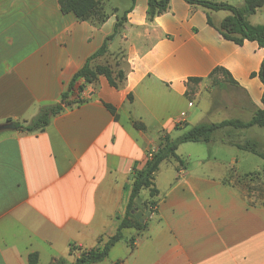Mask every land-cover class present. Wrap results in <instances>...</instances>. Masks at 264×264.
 Returning a JSON list of instances; mask_svg holds the SVG:
<instances>
[{
  "label": "crops",
  "instance_id": "obj_1",
  "mask_svg": "<svg viewBox=\"0 0 264 264\" xmlns=\"http://www.w3.org/2000/svg\"><path fill=\"white\" fill-rule=\"evenodd\" d=\"M111 2L102 0V21H80L63 14L58 0H0V125L15 123L0 132V264H29L33 254L36 264H73L116 233L133 170L164 135L245 123L263 109L264 49L220 34L229 13L169 0L149 21L146 0ZM124 15L107 53L91 62L122 70L124 81L114 88L100 76L43 130H17L41 106L61 102ZM216 68L228 72L234 83L226 84L242 100L227 107L203 95ZM176 155L155 174L171 162L170 177L154 181L153 211L141 193L135 200L144 230H123L97 264H264V127H225L209 143L179 145Z\"/></svg>",
  "mask_w": 264,
  "mask_h": 264
},
{
  "label": "trees",
  "instance_id": "obj_2",
  "mask_svg": "<svg viewBox=\"0 0 264 264\" xmlns=\"http://www.w3.org/2000/svg\"><path fill=\"white\" fill-rule=\"evenodd\" d=\"M146 2V14L149 21H152L156 16L163 14L168 9L169 0H146ZM185 2L213 12H228L229 15L225 17L219 25L218 31L220 34L226 40L238 46L243 45L245 41H249L256 42L260 48L264 49V25H251L248 21L250 16L255 15L256 12L264 6V0H245L242 7H235L210 0H185ZM58 4L63 14L72 13L80 21H87L92 18L102 21L105 18V16L101 14L102 0H58ZM124 20L125 15L116 24L114 34L104 41L100 49L90 56L85 65L72 77L67 90L61 95V102L59 104L41 106L34 119L25 123H16L17 130L25 132L43 130L48 125L50 119L59 114L64 107L79 103V94L83 92L86 86L94 85L100 76L105 77L110 86L114 88H117L124 81L125 74L122 70L115 71L110 65H91L94 59L102 57L107 53L108 43L115 35L119 34ZM209 24H211L210 21ZM217 72H220L226 77L228 82L234 83L228 72L222 68H216L210 74L209 78L211 79V76ZM257 75L264 86V60L262 61L260 71ZM80 80H82L83 83L78 85ZM190 81L198 83L200 79H191ZM74 92L78 93V97L76 99H71ZM261 102L263 109L256 111L248 122L243 123L238 120H226L220 123L199 124L189 128L185 127L181 135L177 138L164 135L160 139L157 149L153 152L152 156L147 159L144 167L140 170L135 168L133 170L131 175L132 185L126 212L124 217L117 218L119 220V225L116 233L102 246L89 251H83L73 264H97L102 262L107 258L111 247L123 240V230L134 229L137 232L144 230V223H140L139 220L135 219V200L139 197L141 191L147 190L149 199L144 206L147 207L146 209L155 206L156 202L154 199L158 194L154 184L155 174L164 161L170 159L178 160L176 150L179 145L185 143H209L212 140L214 132L225 127H232L234 129H248L255 126L264 127V92ZM136 127L143 128L141 125L137 124ZM175 129L179 130V125H176ZM243 149L259 155L250 145L243 147ZM149 212L151 213L152 211L149 210ZM130 240L133 242L134 238ZM99 242H101V240ZM73 249L74 247L71 246L70 250L73 251ZM36 263L37 255H30L29 264ZM51 264H63V261L56 260L52 261Z\"/></svg>",
  "mask_w": 264,
  "mask_h": 264
},
{
  "label": "rangeland",
  "instance_id": "obj_3",
  "mask_svg": "<svg viewBox=\"0 0 264 264\" xmlns=\"http://www.w3.org/2000/svg\"><path fill=\"white\" fill-rule=\"evenodd\" d=\"M112 4L117 3V0H111ZM217 3H225L235 7H242L245 0H210ZM219 16H227L228 12L220 11L218 12ZM249 23L252 25H263L264 24V6L256 12L255 15L249 17ZM119 56V55H118ZM121 63V62H120ZM226 77H224L220 72L214 73L211 76L210 83L208 82L207 86L202 91L203 95H206L213 103L223 102V105L229 107L230 102H235V100H242L240 94L234 91L232 88L229 87ZM190 100H192L190 98ZM201 105L205 103H200ZM234 105V104H233ZM232 106V105H231ZM227 113L232 112V108L225 109ZM171 161V159H170ZM167 161L161 168L160 174L155 175L154 181L158 182L161 186V182H165L170 177L171 168ZM175 163V162H173ZM158 174V171L156 172ZM141 199L147 200L149 199L148 193L146 190L141 191ZM144 202V204L146 203ZM144 208H147L144 206ZM150 211H153V208L148 207Z\"/></svg>",
  "mask_w": 264,
  "mask_h": 264
},
{
  "label": "water",
  "instance_id": "obj_4",
  "mask_svg": "<svg viewBox=\"0 0 264 264\" xmlns=\"http://www.w3.org/2000/svg\"><path fill=\"white\" fill-rule=\"evenodd\" d=\"M5 130H15V123H5L0 125V132ZM146 218V215H143L140 211H137L135 214V219L139 220L140 223L143 221V219Z\"/></svg>",
  "mask_w": 264,
  "mask_h": 264
},
{
  "label": "built area",
  "instance_id": "obj_5",
  "mask_svg": "<svg viewBox=\"0 0 264 264\" xmlns=\"http://www.w3.org/2000/svg\"><path fill=\"white\" fill-rule=\"evenodd\" d=\"M190 105H191V104H190ZM154 151H155V150H154ZM154 151L150 152V154L148 155V159L152 156V154H153Z\"/></svg>",
  "mask_w": 264,
  "mask_h": 264
}]
</instances>
